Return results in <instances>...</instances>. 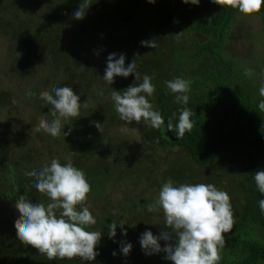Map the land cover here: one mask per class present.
Returning a JSON list of instances; mask_svg holds the SVG:
<instances>
[{
    "label": "rangeland",
    "instance_id": "374dc122",
    "mask_svg": "<svg viewBox=\"0 0 264 264\" xmlns=\"http://www.w3.org/2000/svg\"><path fill=\"white\" fill-rule=\"evenodd\" d=\"M140 1L0 0V219H6L5 227L0 226V264H17L9 253L17 245L23 247L22 251L30 246L34 249L32 254L38 250L18 238L15 221L21 214L15 201L20 195H27L33 185L26 172L38 171L53 157L61 163L70 160L88 179L93 195L88 193L85 203L96 218L89 230L103 233L102 227L108 229V222L112 221L125 223L127 229L122 234L117 224L119 240L107 241L106 251L115 249V255L113 251L99 253L92 261L79 258L80 264H106V258L112 260L111 264H172L164 258L163 251L145 254L139 242L146 228L154 234L165 228L162 210L149 211L147 206L154 203L160 185L169 178L174 182L212 183L229 194L232 186L229 178H219L216 168H206L204 173L193 174L186 181L175 178L174 173L170 175L168 171L173 165L192 166L184 149L174 144L153 148L140 128L133 121H122L113 107L111 92L115 87L135 81L130 74L116 76L111 85L104 82L108 53H125V64L134 59L137 70L144 72L153 65V56L139 54L136 58L135 50L133 53L128 50L135 42L154 38L163 43L174 33V43L187 46L191 32L180 25L179 19L186 16L196 20L198 14L208 16L212 5V0H200L199 5L178 0L174 22L166 17L128 23L127 16L119 11L125 12L126 7ZM79 5L85 11L82 18L73 16ZM226 45L229 54L239 59L241 65L257 70L263 49L259 17L239 11ZM64 84L79 94L82 105L78 116L64 122V131L71 129L69 134L65 136L61 131L52 136L38 127L41 119L52 118V106L39 93ZM90 138L89 155L84 147ZM105 172H113L119 181L114 185L111 182L99 196L94 194L98 184L93 177L101 178ZM129 206L130 214L126 211ZM121 208L124 215L118 218ZM102 239L103 234L97 244ZM127 242L132 247L125 255L120 248ZM160 243L163 246L165 241ZM36 256H32L29 264H40Z\"/></svg>",
    "mask_w": 264,
    "mask_h": 264
},
{
    "label": "trees",
    "instance_id": "16d2710c",
    "mask_svg": "<svg viewBox=\"0 0 264 264\" xmlns=\"http://www.w3.org/2000/svg\"><path fill=\"white\" fill-rule=\"evenodd\" d=\"M111 1L104 0L105 3ZM177 2L178 0H155V3H149L142 0L126 7L125 12L121 10L119 13L125 14L127 22L134 24L146 19L166 17L170 18V22H174L177 20ZM238 12L230 6L212 2L208 16L198 14L196 20H189L182 14L184 17L179 19L180 25L191 32L187 46L175 44L173 33L169 41L162 43L155 39V47L141 45L137 41L128 49L132 53L135 50L136 58L139 54L153 56L151 60L153 65L147 67L144 72L141 69L138 71L141 78L143 74L152 77L155 90L149 99L153 107L159 109L166 122L171 123L173 127L170 131L162 133L143 122H133L153 148L174 144L184 149L192 166L170 167L168 172L176 174L175 178L179 177L181 181H186L193 174L204 173L206 168H216L220 174L219 178H229L232 185L229 188V195L233 227L224 233V245L220 250L221 259L218 264H264V213H261L257 203L262 194L257 190L253 180L254 172L264 168V111L257 107L258 101L262 99L258 88L264 83V5L258 12L253 13L260 19L263 35L262 55L258 59L257 70L241 65L239 59L229 54L226 45L227 36ZM177 76L189 82L187 105L175 101L173 99L175 94L168 90L164 83ZM138 82L137 80L133 83ZM127 86L122 83L115 89L123 91ZM185 106L192 112L193 126L190 132L177 137L175 129L177 117L172 114ZM109 111H112L111 107ZM88 142L84 149L90 155L91 138ZM99 173H102L101 170ZM111 174L114 173L105 172L101 178L93 177V182L98 184L94 194L98 193L100 196L110 184L118 183L116 174L112 175L114 177L110 180ZM33 185L29 191H25L28 198L33 202H47L46 198L43 199L45 197L43 193L34 191ZM89 194L93 195V191ZM143 200L150 201V198ZM121 209L118 218L124 215V208ZM129 210L130 206L126 208L128 214ZM5 224L6 219H0L1 228L5 227ZM11 229L12 233L15 232V229ZM102 232L103 239L97 244L96 249L99 251L97 255L107 252L112 254L115 249L106 251L105 247L107 241L114 243L119 240V232L116 229V235L112 238L108 236L107 228L102 227ZM17 246L14 247V252L11 250L9 252L17 264L31 263V258L35 254L40 264L68 262L80 264L79 257L49 259L38 250L32 254L34 249H30V246L25 251H22L21 245ZM8 258H10L8 262L11 263V256ZM111 262L110 258H106V264Z\"/></svg>",
    "mask_w": 264,
    "mask_h": 264
},
{
    "label": "clouds",
    "instance_id": "9594fccd",
    "mask_svg": "<svg viewBox=\"0 0 264 264\" xmlns=\"http://www.w3.org/2000/svg\"><path fill=\"white\" fill-rule=\"evenodd\" d=\"M155 3V0H148ZM185 4L199 5L200 0H182ZM219 5L230 6L244 14L258 12L264 0H212ZM81 4V3H80ZM85 11L79 7L73 12L76 18H82ZM141 45L156 46L152 39H142ZM98 54V52H97ZM102 78L111 85L116 76L134 75V81L123 91L111 92L113 107L122 121L143 122L162 133L173 127L166 122L159 109L153 107L151 97L155 90L152 77L137 70L136 61L132 59L125 64V53L109 52L106 58ZM167 89L174 93L173 99L182 105L189 101V82L183 77L166 80ZM258 92L259 110L264 111V83ZM31 95V93H29ZM40 98L52 106L49 120L39 121V130L57 136L63 131L67 136L71 129L64 131L65 121L79 115L80 96L72 86L64 84L56 86L52 91L43 90ZM176 136L182 137L190 132L193 126L192 112L185 106L173 112ZM63 118V119H62ZM34 181V187L48 197V201L33 202L27 195H20L15 201L20 218L15 221L19 240L32 245L49 259L79 257L83 261H92L98 254L96 245L101 232L89 230L96 223V218L85 203L90 192V184L84 171L76 167L70 160L61 163L53 157L50 163L40 167L38 171L26 172ZM253 180L261 193L257 203L264 213V168L254 172ZM149 211L162 210L165 228L158 234L145 229L139 236V242L145 254L163 251L165 259L172 264H218L220 250L224 245V233L233 227V212L230 195L212 183L174 182L165 180L159 188L154 203L149 204ZM117 224L121 233L126 234L125 223L112 221L107 225L108 236L115 237ZM165 243L163 246L160 241ZM132 247L130 242L123 243L120 251L127 255ZM115 255V251L113 252Z\"/></svg>",
    "mask_w": 264,
    "mask_h": 264
}]
</instances>
